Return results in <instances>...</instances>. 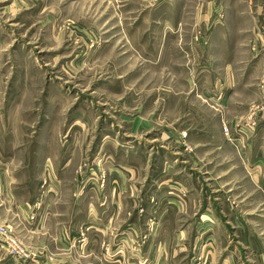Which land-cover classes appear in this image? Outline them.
<instances>
[{"label": "rangeland", "instance_id": "obj_1", "mask_svg": "<svg viewBox=\"0 0 264 264\" xmlns=\"http://www.w3.org/2000/svg\"><path fill=\"white\" fill-rule=\"evenodd\" d=\"M263 54L264 0H0V169L8 170L0 173V264H101L106 249L112 258L129 248L153 249L161 227L156 216L138 240H126V233L92 244L80 236L75 251L56 243L66 226L43 224L52 208L56 215L71 200L107 196L114 169L105 153L101 160L94 153L110 122L120 136L154 134L169 149L188 153L196 145L186 142L185 131L204 130L227 137L242 154L246 137L263 124L264 79L248 78L264 72ZM227 66L239 91L224 108L198 92L202 82L215 83V75H199ZM138 120H155L156 128L133 132ZM71 135L78 162L58 177L51 159L69 150ZM58 182L61 190L53 193L50 186L56 190ZM139 186L125 183L137 203L129 215H145ZM25 200L36 207L27 222L19 211Z\"/></svg>", "mask_w": 264, "mask_h": 264}, {"label": "crops", "instance_id": "obj_2", "mask_svg": "<svg viewBox=\"0 0 264 264\" xmlns=\"http://www.w3.org/2000/svg\"><path fill=\"white\" fill-rule=\"evenodd\" d=\"M258 65L264 67V54L259 57ZM223 68L222 73L200 74H214L215 83L202 82L198 92L211 97L218 106L229 107L231 96L239 91V82L233 66ZM257 76L264 79V72L252 73L248 78ZM74 123L72 120L69 128L75 129ZM109 124L111 127L103 130L109 133L103 135L101 142L97 141L100 145L94 155L101 160L105 153L103 159L107 162L109 158L108 168L114 169L116 181L109 185L107 196L93 200L94 197L87 195L83 201L71 200L64 203L56 215L52 208L43 225L49 229L54 224L66 226L56 242L59 248L75 251L72 247H77L75 242L80 236H87L92 244L108 239L112 242L126 233L129 235L126 240H138L148 219L160 217L161 227L159 236L152 239L153 249L129 248L120 258L117 254L112 258L111 250L106 249L101 253V264H197L195 260L200 255L204 258L203 264H264V123L253 137H246L248 147L242 154L227 137L208 136L204 130L185 131L186 142L196 145L195 151L188 153L182 148L169 149L154 134L152 138L141 136L138 139L125 133L120 136V129ZM135 124L140 126L133 132L142 130L141 125L154 129L157 122L138 120ZM86 127L82 126L81 130L84 132ZM76 133L74 130L72 135ZM72 135L66 143L69 150L51 159L57 162L53 175L66 174L78 162ZM61 140L62 137L59 143ZM239 140L244 143V139ZM7 171L0 169L1 175H6ZM143 171L145 175L141 179ZM137 177L139 179L134 181ZM128 182L141 186L138 189L142 190L145 206L143 216L138 210L129 215L137 203L130 200L125 191ZM54 184L50 188L58 193L60 183L56 190L52 188ZM19 211L27 222L28 216L36 211L35 202L25 200L19 205ZM111 215L115 224L112 219L108 220ZM80 226L87 230L86 234H79ZM206 240L208 243L203 242ZM198 251H202L201 254Z\"/></svg>", "mask_w": 264, "mask_h": 264}, {"label": "built area", "instance_id": "obj_3", "mask_svg": "<svg viewBox=\"0 0 264 264\" xmlns=\"http://www.w3.org/2000/svg\"><path fill=\"white\" fill-rule=\"evenodd\" d=\"M261 121H264V117H263V119L258 120V122H261ZM262 123H264V122H262ZM6 236H7V240L9 242V244L14 249H16L17 252H19V250H17V249H20L21 248V245L16 241L15 237H13V236H11L10 234H7V233H6Z\"/></svg>", "mask_w": 264, "mask_h": 264}]
</instances>
